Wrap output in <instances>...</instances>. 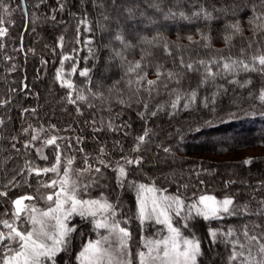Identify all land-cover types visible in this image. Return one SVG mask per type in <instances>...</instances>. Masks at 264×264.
<instances>
[{
	"label": "trees",
	"instance_id": "obj_1",
	"mask_svg": "<svg viewBox=\"0 0 264 264\" xmlns=\"http://www.w3.org/2000/svg\"><path fill=\"white\" fill-rule=\"evenodd\" d=\"M157 2L163 11L173 7L174 11L188 15L203 4L209 11L216 9L215 18L166 21L156 10ZM253 5L257 6V16L264 12L260 0H0L2 26L8 28L6 36L0 37V192H7L0 197V219L11 218L12 201L18 197L33 196L27 202L41 205L39 194L47 190L41 184L50 183L55 173L29 175L26 168H50L56 163L54 146L43 148L47 160L36 152L43 140L51 136L58 137L60 171L65 165L69 174H78L89 165L101 169L102 175L94 170L78 174L82 183L77 191L82 199L103 198L119 205L115 216L105 215L108 223L118 222L131 232L128 255L132 264H139L136 253L146 251L148 241L161 238L168 231L155 220L141 225L136 218L137 190L127 184L117 186L114 169L117 161L124 163L123 157L143 160L140 166H127L128 183L145 184L179 196L184 201L183 211L190 210L191 199L210 194L218 199L233 197L237 206L247 204L256 212L259 202L264 200V154L251 156L250 165L243 164L245 159L241 155L228 160L216 158L249 148H264V103L258 99L264 77L244 72L239 66L231 74L222 69L229 57L250 62L258 50L264 51V31L260 27L264 18L249 23ZM105 16L109 19L105 20ZM85 20L86 23L81 22ZM236 20L240 21L242 35L232 34L226 27ZM118 33L132 46L125 48L116 40ZM200 33L210 37L209 47L203 46L206 42ZM228 35L232 38L226 42ZM157 36L159 39L153 44L144 42ZM189 36L199 43H190ZM165 41L171 55L164 52ZM64 56L72 59L62 64ZM142 56L143 71L139 74L146 72L147 80H155L156 69L162 65L163 71L178 73L180 82L162 77L155 91H145L146 81L137 84L138 73L128 72L130 65ZM181 60L196 65L199 71L187 72L181 67ZM200 60H217L218 65L208 66L221 73L203 86L200 81L204 68L197 64ZM73 66L77 71H72ZM83 69L90 70L89 77L79 75ZM57 70H62L74 89L61 86L56 79ZM248 79L252 83L240 87ZM192 90L196 91L195 100L190 96ZM70 92L74 103L68 102ZM78 95L85 99H76ZM109 124L119 130H108ZM145 129L149 131L146 142L139 152H133L136 137L143 135ZM36 133L39 139L31 141ZM29 142L31 146L25 148ZM101 147L105 149L103 156ZM164 148L170 152L166 153ZM100 159L110 167L104 168ZM68 160H72L71 165ZM91 219L73 215L67 222L77 231L68 250L58 254L57 264H79L76 257L84 245L108 234L106 228L95 229ZM179 223L174 225L182 238H191L195 233L202 241L204 255L198 264H228L231 246L223 243V238L213 245L209 228L241 229L244 224L251 228L254 223L264 224V218L245 215L204 221L196 217L188 221L187 229L185 220ZM4 230L0 226V231ZM251 234L259 238L262 230L252 229ZM238 238L244 240L242 235ZM113 244L116 247L117 240ZM250 247V259L255 264L261 257L255 246ZM211 250L216 251V256L208 255ZM248 253L246 247L244 255Z\"/></svg>",
	"mask_w": 264,
	"mask_h": 264
},
{
	"label": "snow or ice",
	"instance_id": "obj_2",
	"mask_svg": "<svg viewBox=\"0 0 264 264\" xmlns=\"http://www.w3.org/2000/svg\"><path fill=\"white\" fill-rule=\"evenodd\" d=\"M261 5H264V0H260ZM39 6V5H37ZM63 6L61 5V8ZM156 10L160 11L163 15L164 20L179 21L187 20L191 21L193 17L203 18L205 20H212L215 17L212 11H209L206 6L201 4L198 11L192 12L191 15L186 14L184 11H174L173 7H168L167 11H163L159 3L157 2ZM174 7H179L175 5ZM256 5H253V17L249 19V23L253 22V19L264 18V12H261L259 16L256 15ZM7 12L8 9H5ZM129 14L132 15V10L128 9ZM55 19V17H53ZM109 17L105 16V20H108ZM86 23L85 21H81ZM4 20L0 17V37H5L8 28L2 26ZM228 29L231 30L232 34L242 35V28L240 26V21L236 20L235 23L226 25ZM261 30L264 31V25H261ZM90 31V29H85ZM202 39L206 42L203 46L209 47L210 37L206 34L200 33ZM232 35L225 37L226 42L230 41ZM63 38H61L62 40ZM116 40H119L123 43L125 48L131 47L132 45L124 39L121 34L115 36ZM159 36L153 37L152 40H144L148 44H153ZM190 43H199L198 41H193L192 37L187 38ZM87 43H90L88 41ZM2 47V45H0ZM164 52L166 55H171L169 50V45L165 41ZM251 47V45H250ZM92 50L90 49V52ZM243 52V49H242ZM116 55H121L117 52ZM72 57L64 56L61 63L63 64L64 60H70ZM144 57H141L140 61H135L134 64H131L128 68V72H137L136 83L140 84L141 81H146L147 87L145 91L151 92L156 90V86L161 82V78L164 77L168 81L175 80L176 83L180 82L178 73L169 71H163V66H158L155 72V80H147V73L144 72L143 75H140L139 72L143 71L141 61ZM223 59V58H222ZM197 64L204 68V73L200 81V86H203L210 78L214 79L217 75H220V71L214 72L208 64L218 65L217 60H211L210 62H205L203 60L197 61ZM239 66L240 70L249 73H257L264 77V51H257L251 57V61L241 60H231V57L227 59L226 62L222 64L223 72L233 73L236 71V67ZM181 67L186 68L187 72H198L199 68L192 63L185 64L181 60ZM72 71H77L76 67L73 66ZM89 69L80 70L79 75L82 77H89ZM57 81H60L61 86L74 89L73 83L65 79L62 73V70H57L56 74ZM230 83H236V81H229ZM132 81H129L131 84ZM251 79L246 80L244 83L240 84V87H246L251 84ZM167 87V84L164 85ZM190 96L193 100L196 98V91L192 90ZM76 99L84 100L83 95H78ZM179 99V97H177ZM258 99L264 103V87L260 89ZM69 103H74L75 101L71 98V92L69 93ZM123 103V101H121ZM188 105H185L187 107ZM144 107L147 108V103L144 104ZM172 107H176V102H173ZM27 111V110H25ZM143 116V113H140ZM151 115L155 116L156 113L152 112ZM31 127V126H29ZM108 130L114 131L119 130L117 127L114 129L111 124L107 126ZM25 132L28 129H24ZM40 131H44L43 128ZM99 131V129H96ZM149 135V131L145 129L143 135L136 137V147L132 149L133 152H139L140 146L143 145L145 137ZM39 139V134H33L31 136V141H36ZM58 137L51 136L43 140L41 147L36 149L38 155L41 159L47 160L48 157L43 155V148L54 146V151L56 152V163L53 164L50 168H33L30 165L27 166L26 171L29 175L35 174L36 176L47 175L48 173H56L59 175V165L61 164V154L59 150V145L57 144ZM31 144L26 143L25 148L30 147ZM81 151H83L81 149ZM100 154L103 156L105 154V149L100 148ZM166 153L170 152L169 148H164ZM124 163L120 164L117 161V167L114 169L116 173L117 186L124 187L126 184L129 187L135 188L137 190V215L136 218L139 219L141 225L144 224L145 219H151L152 216L156 217V223H163L167 226L169 233L171 234L168 238L159 241H148L145 245L148 247V252L143 251L136 253V256L139 258V264H154L155 261H160V264H198L199 258L203 257L204 253L201 247L202 241L195 236V233L192 234L191 238H183L181 244L177 241V237H180V231L178 228L174 227L171 218L168 216V209L175 208L176 215L180 216L184 208V201L177 197H168L153 196L151 198V209L149 211V201L143 195L144 193H154L156 190L152 187H148L145 184H130L126 180V175L129 171L127 166L137 165L140 166L143 163L142 157H123ZM100 164L104 168L110 167L108 163H105L104 159H100ZM68 165L72 164V160H68ZM87 163V157H86ZM253 163L251 158H247L243 161L244 165H250ZM95 171L98 174H101V169L99 167L92 169L91 165L87 169L79 170L78 174H82L85 171ZM24 170H21V174ZM63 176L59 180L53 179L50 183H42L41 186L49 189H55L59 186V191H54L52 194L46 196L48 201H52L55 204V207L49 206L47 211H41L35 207V205H30L25 203V201H31L34 199L33 196L26 195L16 198L12 201L13 209L11 211L10 219H0V226L6 231H0V264H45V261L50 262V264H57V256L59 253L67 251L71 245L73 239V233L77 231L75 226L69 225L67 223L73 217V215H79L81 218L87 220L88 217H91L90 223L93 224L95 229L106 228L110 233H116L118 236V245L117 250L123 255H128L127 249L129 247L128 241L131 240L132 234L126 227H121L118 222H113L111 225L108 223V215H104L103 219H97L99 214H110L115 216V209L119 205H113L107 199L99 200H85L79 197L77 191L76 182L73 181L69 174V168L65 167L63 169ZM102 175V174H101ZM15 179V178H13ZM88 187V186H85ZM7 192H0V197L6 196ZM65 205H68L66 208ZM259 208L256 212L248 207L247 204L242 206H237L233 197L226 196L222 200L216 199V197L211 195H200L197 202H194L188 207L192 209L195 215L192 212H189L187 216H184L185 220L184 228L189 227L188 221L195 220L196 217H201L204 221H211L213 219H225L227 217L233 216H245V215H257L264 218V200L259 202ZM5 215H9L7 212ZM51 217L56 221L55 223V232L49 234L45 231L46 219ZM163 217V219H161ZM125 224L128 223L127 220L124 221ZM30 225V227H24V225ZM259 228L262 230V234L258 238L257 235L251 234L252 229ZM242 235L244 240L241 241L238 237ZM208 236L213 245L221 242L223 238V243L231 246V252L228 257V264H234V262L239 261V264H254L251 258V247L255 246L258 253L260 254V260L255 262V264H264V224L254 223L251 228L249 225L244 224L241 229L229 227L227 230L221 229H212L209 228ZM45 240L51 241V243H46ZM108 240V237H102L101 240L89 241L88 244L84 245L82 251L77 255L76 259L79 261V264H102V261L107 258V264H132L131 260H124L122 258L118 259L113 256L108 250L103 248V243ZM161 245L163 246L161 248ZM249 247L248 256L244 255V249ZM156 255H153V253ZM162 252V255H161Z\"/></svg>",
	"mask_w": 264,
	"mask_h": 264
},
{
	"label": "rangeland",
	"instance_id": "obj_3",
	"mask_svg": "<svg viewBox=\"0 0 264 264\" xmlns=\"http://www.w3.org/2000/svg\"><path fill=\"white\" fill-rule=\"evenodd\" d=\"M260 154H264V148H249V149H246V150H243V151H241L240 153H238V154H232V153H228L227 155H223V156H217L216 158L217 159H219V160H228V159H235V158H237L238 156H240L241 155V157H243L244 159H247V158H250L251 156H253V155H260ZM64 167H67L68 168V166H64ZM63 171H60L59 170V175H57L56 173H55V178L54 179H56V180H59V178L60 177H62L63 176ZM70 177H71V179L73 180V181H75L76 182V185L77 186H79L81 183H82V177H81V175H78V174H70ZM83 185V184H82ZM81 185V186H82ZM79 187H77V189H78ZM54 191H59V186H57V188H55V189H49V188H47V190L46 189H44V190H42L41 191V193L39 194V200H41V205L40 206H38V205H36V204H33V203H30V202H27V201H25V203H28V204H30V205H35V207L37 208V209H39V210H41V211H47L48 210V208H49V206H51V207H55V204H54V202H52V201H48L47 199H46V196L47 195H49V194H52ZM78 193H79V191H78ZM147 199H148V201H149V211H150V209H151V203H150V201H151V198L153 197V196H156V197H161V196H168V197H174V196H172V195H170V194H167V193H165V192H163V191H160V190H156L154 193H144L143 194ZM203 195H210V194H203ZM211 196H213V195H211ZM79 197H80V194H79ZM199 198V197H198ZM198 198H193V199H191L192 200V202H190L191 204L192 203H194V202H197L198 201ZM216 199H218V198H216ZM85 200H89V199H86L85 198ZM92 200V199H91ZM218 200H222V199H218ZM65 207L67 208L68 207V205H65ZM189 212H192V213H194V211L192 210V209H190L188 212L187 211H182L181 212V214H180V216H177L176 215V211H175V208L173 207V208H171V209H168V212H167V214H168V216L171 218V222H172V224H173V226L174 227H176V228H178L177 226H175L174 225V222H177V223H179V222H184V219H183V217L184 216H187L188 214H189ZM99 214V213H98ZM195 214V213H194ZM103 216L105 215V214H102ZM100 216V214L98 215V217H97V219H103V217H99ZM161 219H163V217H161ZM148 220H155L156 221V217L155 216H152L151 217V219H145V221L144 222H146V221H148ZM55 223H56V221L54 220V219H52L51 217H49V218H47L46 219V225H45V231H47V232H49V234H52V233H54L55 232ZM112 223H110L109 222V225H111ZM163 224V223H162ZM164 225V227H165V230H167L168 231V228H167V226L165 225V224H163ZM179 225H181V223H179ZM27 227H30V225H27ZM4 231H6V229L4 230ZM108 234H106L105 236H107L108 237V240L106 241V242H104L103 243V248L104 249H106V250H108L113 256H115L116 258H118V259H120V258H122V259H124V260H131V258H129V255L127 256V258H123L122 256H121V254L118 252V250H117V246L115 247L114 246V244H113V242H114V240H117V242H118V236H117V234L116 233H110V232H107ZM171 234L169 233V231H168V234L167 235H164L163 237H161V238H158V239H156V238H154L152 241H159V240H163V239H165V238H168L169 236H170ZM105 236H101L98 240H101L102 239V237H105ZM184 238H187V237H184ZM182 237H181V235H180V237H177V241L181 244V247L183 246V244H182ZM45 242L46 243H51V241H47V240H45ZM163 246L161 245V248H162ZM143 252H145V253H147L148 252V249H146V251H143ZM127 253H129V251H128V249H127ZM216 251H214V250H211L210 252L208 251V255L209 256H211V255H215L216 256ZM153 255H156V253L154 252L153 253ZM161 255H162V252H161ZM138 263H139V258H138ZM102 264H107V258H105L103 261H102ZM154 264H160V261H155L154 262Z\"/></svg>",
	"mask_w": 264,
	"mask_h": 264
}]
</instances>
